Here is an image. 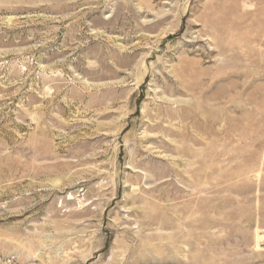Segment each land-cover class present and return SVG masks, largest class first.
Returning <instances> with one entry per match:
<instances>
[{"label":"rangeland","instance_id":"obj_1","mask_svg":"<svg viewBox=\"0 0 264 264\" xmlns=\"http://www.w3.org/2000/svg\"><path fill=\"white\" fill-rule=\"evenodd\" d=\"M0 264H264V0H0Z\"/></svg>","mask_w":264,"mask_h":264}]
</instances>
